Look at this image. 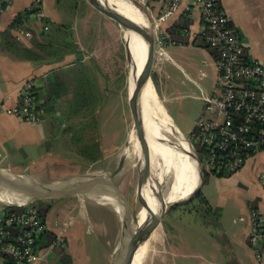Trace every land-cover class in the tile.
Instances as JSON below:
<instances>
[{
  "label": "crops",
  "instance_id": "obj_1",
  "mask_svg": "<svg viewBox=\"0 0 264 264\" xmlns=\"http://www.w3.org/2000/svg\"><path fill=\"white\" fill-rule=\"evenodd\" d=\"M57 1L10 0L0 11V102L7 107L17 104L20 87L24 82L32 80L35 84V97L44 111L43 118L37 122L0 113V170L6 169L15 175L30 176L32 167L42 168L48 165L46 161L51 159L56 147L53 123L62 127L65 125V119L71 122L75 119L77 122L74 116L84 107L92 110L97 108L99 112L102 103L107 101L113 84L109 72L116 56L110 45V37L115 40L119 25L116 26L112 19L94 9L86 1L82 11L77 7L61 10L56 7ZM172 1L142 0L154 27L158 25L164 32L165 45L162 47L164 54L157 62L155 53L157 47L154 45L151 76H155L157 81L160 76L170 79L169 74L159 68L162 62H165L170 70L189 77L192 82L194 80L190 73L202 74L201 78L208 81L210 86L205 91L201 88V96L209 95L216 82V67L212 52L198 35L202 27L200 13L198 9L192 7L191 0H180L176 11L165 19L164 13ZM217 8L230 18L231 25L239 32L246 59L259 62L264 68V0H218ZM31 9L36 11L28 15L23 14L21 25L12 26L18 13ZM44 20L62 25L59 37L64 30L63 38L73 40L77 46L76 53H68L57 59L55 56H45L41 49L35 48L37 44L43 46L44 36L41 30ZM176 25L180 27L179 31L175 36H171L169 31ZM5 31L8 32V37L21 47L30 52L36 51L42 61H39L40 59L32 61L30 58H19L14 55L2 45V33ZM26 32L29 33L28 36L25 35ZM83 88L84 92H87L84 102L81 99ZM154 88L163 104L165 98L159 97L157 86L154 85ZM104 94H107L106 98ZM202 111L201 100V107L196 108V114H202ZM168 116L175 129L183 135L169 114ZM99 125L95 126L97 129L95 155L98 157L95 163L107 157L106 147L102 145L100 138ZM70 141L73 142L71 137ZM77 146L73 144V147L78 149ZM67 152L65 157L69 158L84 155L79 151L73 153L70 149ZM263 173L264 150L252 154L237 173L208 175L203 178L199 191L207 205L218 215L216 222L214 220L209 222L213 223L217 232L215 234L204 232L206 234H201L199 238L190 241L173 230L170 249L172 247L174 259L170 264H264V244L262 252L258 253L248 243L251 228L249 209L257 208L264 219V179H261ZM65 196L71 198L78 195L70 193L55 199L60 200ZM78 201L76 213L58 208V205L54 207V215L51 218L49 216L51 208L49 209L45 217L47 231L54 233L57 240L53 246L37 249L36 257L31 264H89V251L83 246L84 234L88 233L87 228L90 226L97 227L104 236L105 222L92 208L89 211L82 207L83 203L87 208L89 206L82 198ZM4 203L11 204L0 199V205H5ZM59 238H63L64 241L56 244ZM179 257H193L196 260L177 261ZM0 264H6L2 257Z\"/></svg>",
  "mask_w": 264,
  "mask_h": 264
},
{
  "label": "rangeland",
  "instance_id": "obj_2",
  "mask_svg": "<svg viewBox=\"0 0 264 264\" xmlns=\"http://www.w3.org/2000/svg\"><path fill=\"white\" fill-rule=\"evenodd\" d=\"M137 1H139L141 6L146 8L142 0ZM84 3H86L85 0H58L56 7L61 10H67L72 7L75 9L77 7L78 10L82 11L85 5ZM81 11H79V13H81ZM113 23L118 26L116 22L113 21ZM118 27L115 40L113 41L110 37V45L116 59L114 64L111 65L112 70L109 72L113 84L111 85V92L108 95L106 94L108 97L107 101L102 103V105L100 104L99 112L97 108L92 110L91 108L87 109L84 107L74 116L77 122H75V119L73 122L66 121L65 119V125H62V127L56 124L54 125L53 123V134H56V139L54 140L56 147H54L55 151H53L51 159L46 161V164L49 166L46 165L42 168L39 166L35 168L32 167L30 176L37 179L35 182L48 183L51 181H66L94 171L99 178H101L102 172H106V178H109L108 173H112L116 170L117 172L115 175L111 180L109 178V180L123 193L129 217L132 219V217L142 209L146 193L150 189V183L154 180L159 169L155 170L156 173H148L146 176L147 181L144 178L141 189L138 191L136 190L139 175L137 159L135 155L132 158H127L124 155L129 148L125 146L127 145V139L131 137L130 132L133 126V119L127 101L128 47L126 45L127 41L124 37L123 29L120 26ZM53 33H55L54 35H59L58 29L53 30ZM63 37L64 30L61 33V38ZM56 47L55 45L50 48H52L51 50H55ZM159 68L164 69V72L169 74L170 79L167 80L164 76H160L159 80H156L159 97L161 99L165 98L163 104L159 99L158 100L164 105L163 108L165 107L166 113L170 115L172 121L179 130H181L182 134L187 139H191L194 125L200 115H202L196 114V108L198 106L201 107V88H203L204 91L209 89L210 83L201 78L202 74L193 75L190 73L189 75L193 78L194 83L189 77L181 76L173 69L170 70L165 62L160 63ZM106 95L104 94L105 98ZM100 99L102 101L101 97ZM98 125L102 145L106 147L107 157L93 163L89 157H92L93 153L95 155L97 151V129L95 126L98 127ZM74 127L75 131H73ZM70 137L73 142L70 141ZM76 139L81 140V142L77 143ZM73 144H77L79 148L73 147ZM82 147L86 148L80 151L79 149ZM69 149L73 153H78L79 151V153L81 152V154L88 157L84 155H81L83 157L79 155V157L76 158L65 157ZM150 176L152 178H150ZM170 178L171 176L168 174L163 188L164 191L167 190L170 184ZM0 193L10 195V193L5 191H0ZM77 195L78 196L71 198H66L65 196L60 200H56L55 198H43L39 201L51 205V210L49 211V216H51V218H53L52 216L54 215V207L58 205V208L61 207L66 211L76 213L79 207L78 200L80 198L89 205L87 208L85 203H83L82 207L89 211L92 208L98 212L100 217L104 219L105 223H103V226L106 233L103 236L97 230V227L89 226L87 228L88 233L84 234L85 239L83 241V246L89 251V264H108V262L110 264L112 255L123 235L121 215L118 206L109 201H103L95 196H87V194ZM84 195H86L87 198ZM114 199L117 201L115 196ZM39 201L36 202L39 203ZM117 203L120 205L119 201H117ZM29 204L27 206H30ZM106 204L116 207L117 211L115 215L112 208V210H108L105 207ZM213 220L214 216L207 213L206 206L196 198V195L185 204L171 209L162 217L159 223L157 240H151L148 243L143 264H170V261L174 259L171 253L172 247L170 249L171 241H173V230L185 240L190 239V241H193V239L199 238V235L206 234L204 232H207V234H215L217 232L213 223H209ZM100 226L101 224H99V227ZM199 231L200 233H198ZM178 260L193 262L196 259L193 257H179L177 258V261Z\"/></svg>",
  "mask_w": 264,
  "mask_h": 264
},
{
  "label": "built area",
  "instance_id": "obj_3",
  "mask_svg": "<svg viewBox=\"0 0 264 264\" xmlns=\"http://www.w3.org/2000/svg\"><path fill=\"white\" fill-rule=\"evenodd\" d=\"M9 1L0 0V11ZM179 1H172L164 13L165 19L176 11ZM191 5L200 13L202 27L198 35L213 54L216 82L211 94L201 96L202 115L188 141L200 161L203 174L231 175L244 167L252 154L264 150V68L259 62L246 59L239 32L231 25L230 18L218 10V0H191ZM163 33L155 25L157 62L164 54ZM34 88L32 80L24 82L18 103L7 107L0 102V113L25 121L41 120L44 111L35 97ZM261 179H264V173ZM27 205H20L21 209L17 210L11 209L16 205H0V257L8 259L9 264H31L36 257L35 244L48 229L37 209ZM249 215L248 243L254 251L261 253L264 219L255 207L249 209ZM63 241L59 238L56 244Z\"/></svg>",
  "mask_w": 264,
  "mask_h": 264
},
{
  "label": "bare ground",
  "instance_id": "obj_4",
  "mask_svg": "<svg viewBox=\"0 0 264 264\" xmlns=\"http://www.w3.org/2000/svg\"><path fill=\"white\" fill-rule=\"evenodd\" d=\"M102 2L108 6H111L114 10L125 15L129 19H132L135 22L145 26H150L148 15L139 10L138 7L133 4L132 0H102ZM123 32L127 41L126 45L129 49L127 87L129 91H131L133 89V80L138 75L143 65L146 47L140 36L134 32ZM158 99L159 98L157 97L152 80L147 77L143 83V90L139 94L137 103L142 113L145 129V134L143 135L141 143V155L145 161L146 169L149 170L150 174L156 173L155 170L159 169L154 180L150 183V186H154L153 189L151 192L149 190L145 196L147 208L151 209H157V207H159L164 201H173L189 195L197 182L195 167L190 158L185 153H183L181 149H175L166 144L157 142V139H170L177 143L179 147L189 150L187 142L178 136L175 127L172 125L171 120H169L166 110L163 108V105ZM137 133L138 128L135 126V124H133L130 132L131 137L127 139V146L129 147L125 155L127 158H132L134 155L137 157L140 156V150L136 139ZM94 172H92L93 176L96 179H99V177ZM168 174L171 176L170 184L167 190L164 191L163 188L165 181L168 178ZM105 175V172H102L101 177H104ZM0 176L6 180L22 184L31 181H37V179L33 178L32 176L15 175L6 169L0 170ZM150 178L152 177L150 176ZM157 178L159 180L161 179V181L156 187L154 182ZM87 196H95L103 201H109L113 202L114 204H118L111 192H89L87 193ZM0 199L15 205L24 201V199L20 196L11 193L10 195L0 193ZM105 207L108 210L113 209L112 211L114 215L116 214L117 209L114 205L106 204ZM118 209L122 222V210L119 205ZM144 215L145 212L142 209L139 214V216H141L140 220H143ZM158 226V223L155 224L142 237L130 264L144 263L148 243L151 240H157Z\"/></svg>",
  "mask_w": 264,
  "mask_h": 264
},
{
  "label": "water",
  "instance_id": "obj_5",
  "mask_svg": "<svg viewBox=\"0 0 264 264\" xmlns=\"http://www.w3.org/2000/svg\"><path fill=\"white\" fill-rule=\"evenodd\" d=\"M85 1L94 9H96L106 17L115 21L123 29V31H131L137 34L138 36H140V38L145 43L146 50H145L143 65L138 75L133 80V89L129 91L127 87V101H128L130 114L133 119V124H135V126H137L138 128L136 139L140 150V156L137 157L135 155L137 159V165L139 171L138 181L136 186V190L138 191L141 189V186L143 185V179L145 178L147 181L146 176L148 175L149 170L146 169L145 161L143 160L141 155L142 152L141 143H142L143 135L145 134V129L143 124L142 113L138 106L137 100L139 94L143 90V83L145 82V79L147 77L151 79V70H152V62H153V54H154V25L152 23V18L148 13L147 9L141 6L139 1L137 0H132L133 4L137 6L139 10L143 11V13L148 15L150 20L149 27L137 23L132 19L127 18L125 15L114 10L111 6L104 4L102 0H85ZM128 51L129 49H127V52ZM176 132L178 136H180L183 140H185V142H187L189 150H185L182 147H179L177 143H175L170 139H165V140L157 139L158 140L157 142L166 144L175 149H181L183 153H185L190 158V160L192 161L195 167L197 182L194 188L192 189V191L189 193V195L173 201H164L163 203H161L159 207H157V209L147 208V202L145 200L142 206V209L145 212L143 220H140L141 216H139L142 209L139 211V213L134 215L132 219H130L123 193L120 191L118 187H115L110 181L111 178L117 172L116 170L112 173H108L110 180L109 178H106V175L104 177L96 179L93 176L92 172L79 177L68 179L66 181H51L48 183H37L35 181H31L28 183L26 182L25 184L15 183L13 181L6 180L0 176V190L5 191L7 193L15 194L24 199L22 203L17 204L16 206L26 205L38 199L56 198L70 193L87 194L89 192H103V191L111 192L112 195H114L117 198V201L120 202L119 206L121 207L122 210L121 212H122L123 235L118 247L116 248V250L112 255L110 264H130L137 250L139 242L141 241L145 233L155 224L157 223L159 224L161 222L162 217L168 211L179 205L185 204L194 195H196L199 192L201 185L203 183V178H204L203 171L201 168L200 161L197 155L195 154L193 147L190 145L188 139L185 136L179 134L177 129ZM125 147H127V145ZM160 181L161 179L159 180L157 178L156 181L154 182V185L157 187L160 184ZM149 187H150L149 190L151 192L154 186H149Z\"/></svg>",
  "mask_w": 264,
  "mask_h": 264
},
{
  "label": "trees",
  "instance_id": "obj_6",
  "mask_svg": "<svg viewBox=\"0 0 264 264\" xmlns=\"http://www.w3.org/2000/svg\"><path fill=\"white\" fill-rule=\"evenodd\" d=\"M5 7V6H4ZM3 7V8H4ZM34 11L36 10H26L24 13H18L17 16L15 17V19L12 22V26H19L22 23V18H23V14L24 15H28V14H32ZM62 25L60 24H55V23H51L47 20H44V26L41 30V34L42 36H44V42H43V46L41 47L40 45H36L35 48H39L41 49V53L45 56H55L57 59H61L65 54L68 53H76L77 51V46L75 45V43L73 42V40H70V38H61L59 37V35H54L55 33H53V30H57L58 32L60 31V27ZM179 26H173L171 28V30L169 31V34L171 36H175L178 31H179ZM2 45L5 46L6 48H8L9 50L12 51V53L14 55H16L19 58H30L32 61H36L39 60V54L36 51L31 50V52L29 50H27L24 47H21L17 42H15L14 40H12L11 38L8 37V32L5 31L4 33H2ZM57 46L55 50H51L53 46ZM206 46V45H205ZM207 47V46H206ZM208 48V47H207ZM209 49V48H208ZM39 61H42V59H40ZM152 81L154 83V85L156 86V78L155 76H151ZM85 88L82 89V98L83 102L85 101V94H87V92H84ZM52 110V109H51ZM77 143H80L81 140L76 139ZM86 147H82L80 149V151L84 150ZM89 159L91 161H96L98 159V157L96 155L89 157ZM204 179L208 176V174H206L204 172ZM196 198H198L200 200V202L206 206V211L209 215H213L214 216V221L216 222L217 220V213L212 210L208 205L206 200L203 198L201 191H199L196 194ZM38 200H35L34 202L30 203V207L31 208H35L37 209L38 213L40 214V216L43 218V220H45V217L47 215V212L49 211V209L51 208L50 204H44L42 202ZM36 201H39V203H37ZM11 209L17 210V209H21L20 206H12ZM57 240V237L54 233H51L49 231H45L44 233H42L40 235V238H38L35 246H36V250L39 249H43V248H47L49 246H53L55 244ZM6 260V264H9L8 259Z\"/></svg>",
  "mask_w": 264,
  "mask_h": 264
},
{
  "label": "flooded vegetation",
  "instance_id": "obj_7",
  "mask_svg": "<svg viewBox=\"0 0 264 264\" xmlns=\"http://www.w3.org/2000/svg\"><path fill=\"white\" fill-rule=\"evenodd\" d=\"M111 203H113V202H111ZM113 204H114V203H113ZM114 205L118 206V204H114Z\"/></svg>",
  "mask_w": 264,
  "mask_h": 264
}]
</instances>
